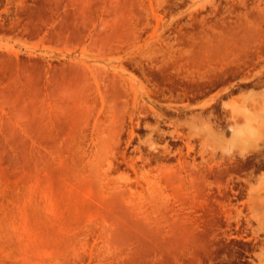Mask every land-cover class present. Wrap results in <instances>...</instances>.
I'll return each mask as SVG.
<instances>
[{
	"label": "rangeland",
	"instance_id": "obj_1",
	"mask_svg": "<svg viewBox=\"0 0 264 264\" xmlns=\"http://www.w3.org/2000/svg\"><path fill=\"white\" fill-rule=\"evenodd\" d=\"M263 105L264 0H0V264H263Z\"/></svg>",
	"mask_w": 264,
	"mask_h": 264
},
{
	"label": "bare ground",
	"instance_id": "obj_2",
	"mask_svg": "<svg viewBox=\"0 0 264 264\" xmlns=\"http://www.w3.org/2000/svg\"><path fill=\"white\" fill-rule=\"evenodd\" d=\"M250 110L237 109L232 111V124L227 127L231 135L226 138L225 132L221 131L220 149L222 152L229 151L230 155H234L235 152L242 156L251 155L264 168V105ZM255 183L250 186L246 206L248 213L246 214L249 222L251 219L257 222L254 231L260 233L261 231L264 232V176ZM238 213L241 214V211L239 210ZM262 244L264 245V242ZM262 263L264 264V262Z\"/></svg>",
	"mask_w": 264,
	"mask_h": 264
},
{
	"label": "flooded vegetation",
	"instance_id": "obj_3",
	"mask_svg": "<svg viewBox=\"0 0 264 264\" xmlns=\"http://www.w3.org/2000/svg\"><path fill=\"white\" fill-rule=\"evenodd\" d=\"M251 171H252L251 168H243L241 170L240 174L242 176H239V179H236L235 180V181H239V182H236L233 185V188L230 190V192H231L230 198L231 199H238L239 197H241L245 193H247L248 189H247L246 185L244 184V182L247 179L246 176H249V174L251 173Z\"/></svg>",
	"mask_w": 264,
	"mask_h": 264
}]
</instances>
